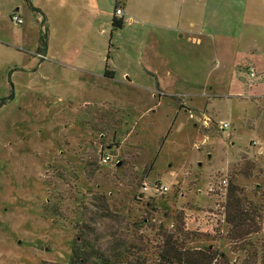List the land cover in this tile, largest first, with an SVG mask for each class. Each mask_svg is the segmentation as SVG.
<instances>
[{
    "label": "rangeland",
    "instance_id": "1",
    "mask_svg": "<svg viewBox=\"0 0 264 264\" xmlns=\"http://www.w3.org/2000/svg\"><path fill=\"white\" fill-rule=\"evenodd\" d=\"M116 1L0 0V264H69L88 227L131 264L174 237L246 264L225 216L234 169L264 201V0H119L120 28Z\"/></svg>",
    "mask_w": 264,
    "mask_h": 264
},
{
    "label": "trees",
    "instance_id": "2",
    "mask_svg": "<svg viewBox=\"0 0 264 264\" xmlns=\"http://www.w3.org/2000/svg\"><path fill=\"white\" fill-rule=\"evenodd\" d=\"M120 6L122 4L117 0L115 11ZM123 22V18L118 19L114 14V27H122ZM105 75L113 77L115 71L107 67ZM254 168L255 164L251 163L249 167L234 169L231 172L225 216L228 229L224 237L230 240L238 249L247 250L248 260L245 262L246 264H264V238H260L264 230V201L261 197L260 199H256V197L249 198L244 188L238 183L240 175L246 173L247 169L251 173ZM85 226L88 227L86 223ZM90 230L92 228L89 227L86 230L81 229L83 234L77 239V241L79 240L78 245L73 249L69 264H131L129 259L133 255L126 250L118 251L119 253L116 254L115 258L111 259L101 246L96 244V242L101 241L100 237L92 240L88 238V235L95 232V230H93L94 232ZM252 236H257L260 240L259 249L251 239ZM158 254L159 259L156 264H235L225 252L213 250L210 245L190 247L185 237H174V240L167 239ZM134 262L132 264H146L145 262L140 263L137 258Z\"/></svg>",
    "mask_w": 264,
    "mask_h": 264
},
{
    "label": "built area",
    "instance_id": "3",
    "mask_svg": "<svg viewBox=\"0 0 264 264\" xmlns=\"http://www.w3.org/2000/svg\"><path fill=\"white\" fill-rule=\"evenodd\" d=\"M124 7L123 6H120L116 11H115V16H116V18H118V19H121V18H123L124 17ZM12 20L15 22V23H17V24H23L24 23V20H23V18L18 14V13H13L12 14ZM39 54H40V56H42L43 58H46V53L45 52H39ZM249 71H250V75L252 76V77H256L257 76V74H256V71H255V67L253 66V67H249ZM207 124H208V122H206ZM228 124L227 123H225L224 124V126H227ZM104 161H109V160H111V156L110 155H104V159H103ZM227 183V180L226 179H224V184H226ZM163 188H166V187H163Z\"/></svg>",
    "mask_w": 264,
    "mask_h": 264
},
{
    "label": "crops",
    "instance_id": "4",
    "mask_svg": "<svg viewBox=\"0 0 264 264\" xmlns=\"http://www.w3.org/2000/svg\"><path fill=\"white\" fill-rule=\"evenodd\" d=\"M19 10V9H18ZM17 9H16V11H18ZM21 16V15H20ZM44 18H45V16H44ZM124 19V18H123ZM82 71H84V72H86V73H89V71L86 69V68H82ZM101 76H103V77H107L106 75H105V73L103 74H101ZM115 76H116V73H115V75L113 76V77H111V79H114L115 78ZM137 87H140V88H146L147 86L146 85H143V84H141V83H139L138 85H137Z\"/></svg>",
    "mask_w": 264,
    "mask_h": 264
},
{
    "label": "water",
    "instance_id": "5",
    "mask_svg": "<svg viewBox=\"0 0 264 264\" xmlns=\"http://www.w3.org/2000/svg\"><path fill=\"white\" fill-rule=\"evenodd\" d=\"M19 8H17V10H18ZM119 165H120V163H119Z\"/></svg>",
    "mask_w": 264,
    "mask_h": 264
}]
</instances>
